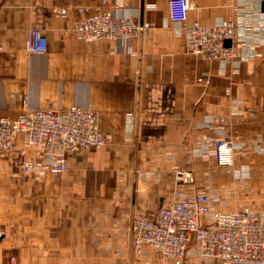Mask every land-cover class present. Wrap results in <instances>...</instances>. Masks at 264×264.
I'll return each mask as SVG.
<instances>
[{
  "label": "crops",
  "instance_id": "obj_1",
  "mask_svg": "<svg viewBox=\"0 0 264 264\" xmlns=\"http://www.w3.org/2000/svg\"><path fill=\"white\" fill-rule=\"evenodd\" d=\"M263 1L189 0V20L235 23L239 56L223 66L186 51L168 0H0V116L91 107L109 134L100 148L69 151L62 174L0 168V264H205L192 247L182 258L135 254L130 221L194 191L214 210L262 207ZM95 6L136 17L141 33L78 39L74 21ZM32 28L46 51H27ZM218 136L235 145L231 165L213 157Z\"/></svg>",
  "mask_w": 264,
  "mask_h": 264
},
{
  "label": "built area",
  "instance_id": "obj_2",
  "mask_svg": "<svg viewBox=\"0 0 264 264\" xmlns=\"http://www.w3.org/2000/svg\"><path fill=\"white\" fill-rule=\"evenodd\" d=\"M189 0H168V17L182 32L189 53L219 60L223 66L239 56L232 41L237 27L226 18L214 24L188 19ZM76 19L73 31L85 42L136 38L144 24L131 15H114L109 8H86ZM65 16L66 7L57 10ZM229 40V44L225 40ZM264 45V36L262 38ZM25 47L30 53L47 50V39L39 28L28 32ZM98 113L91 107L72 105L58 109L26 108L15 117L0 116V168L16 165L22 174L47 172L62 174L68 168L69 151L97 149L109 141L99 129ZM235 145L226 136L212 140L217 164L231 165ZM182 180L183 172H175ZM185 181L192 178L186 174ZM132 248L141 254L149 247L158 258H182L192 247L205 264H264V201L259 209L242 205L214 210L210 198L194 191L162 203L149 212L133 214L130 221Z\"/></svg>",
  "mask_w": 264,
  "mask_h": 264
},
{
  "label": "water",
  "instance_id": "obj_3",
  "mask_svg": "<svg viewBox=\"0 0 264 264\" xmlns=\"http://www.w3.org/2000/svg\"><path fill=\"white\" fill-rule=\"evenodd\" d=\"M262 8H263V10H264V1L262 2ZM229 42H230V41H229L228 39L225 40V43H226V44H229Z\"/></svg>",
  "mask_w": 264,
  "mask_h": 264
}]
</instances>
